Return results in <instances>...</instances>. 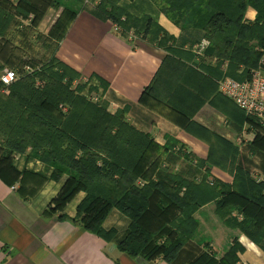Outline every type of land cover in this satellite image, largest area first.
I'll use <instances>...</instances> for the list:
<instances>
[{
	"label": "trees",
	"instance_id": "16d2710c",
	"mask_svg": "<svg viewBox=\"0 0 264 264\" xmlns=\"http://www.w3.org/2000/svg\"><path fill=\"white\" fill-rule=\"evenodd\" d=\"M76 1L82 4L81 10L120 26L122 31L118 33L126 37L133 32L152 44L160 39L157 45L169 50L162 67L174 60L179 64L184 62L195 74L201 75V68L212 77H216L213 71L221 77L227 61L228 75L244 80L251 76L264 54V0H172V5L191 10V25L203 29L211 42L195 67L178 57L181 51L168 47L173 36L163 28L153 33L155 21L151 16L134 19L119 6L120 0ZM51 4L53 1L47 6ZM249 7L257 12L253 21L245 19ZM37 8L33 0H21L19 14L37 11L38 18L47 10ZM65 11L69 12L67 27L63 32L57 29L52 32L61 41L78 15V11L70 7ZM12 21L13 13L0 7V35L11 28ZM77 76L81 77L54 53L39 73H26L10 86L0 83L2 178L14 184L24 173L18 170L13 158L16 154L30 152L26 159L50 167L52 180L66 177L49 211L63 212L65 206L84 191L86 195L77 206L74 220L105 239L113 238L120 251L134 258L174 260L197 234L196 212L211 202L215 203V214L227 228L247 235L264 248V180L256 179L239 167L232 184L210 179L208 168L197 181L192 163L205 167L209 162L225 167L231 156L211 153L204 161L170 138L165 145H160L152 134L138 130L128 120V107L112 114L102 95L100 102L92 103L79 95L78 87L73 88ZM159 76L160 73L141 102L188 131L199 126L192 121L198 107H177L171 99L167 105L162 100L165 104L162 106L153 102ZM179 85L184 87L182 79ZM213 85L215 90L218 84ZM222 98L233 102L224 95ZM64 106L68 107L66 111ZM241 111L259 131L263 130L259 118ZM262 141L264 136L258 134L254 142ZM181 159L189 163L188 167L174 171L173 165ZM114 209L129 219L128 229L121 237L116 230H106L103 226ZM207 246L208 250L191 264H240L239 253L244 251V246L237 236L220 260L210 251V245Z\"/></svg>",
	"mask_w": 264,
	"mask_h": 264
},
{
	"label": "crops",
	"instance_id": "0c3cea01",
	"mask_svg": "<svg viewBox=\"0 0 264 264\" xmlns=\"http://www.w3.org/2000/svg\"><path fill=\"white\" fill-rule=\"evenodd\" d=\"M145 5V11L179 42L188 40L179 43V49L185 54L181 58L193 67L199 65L201 58L195 56L189 47L207 39L203 38V32L182 30L164 13L153 10L149 3L145 2ZM256 14V10L249 7L247 21H253ZM196 39L197 42H190ZM167 54L166 49L142 37H126L116 32L111 21H102L85 10L78 12L56 53L81 77L99 87L110 110L128 107L129 121L138 130L152 134L160 145H165L170 138L186 152L204 161L211 153L214 156H231L225 167L209 162L205 167L192 163L197 181L208 168L210 179L232 184L239 167L256 179L264 180V141L254 142L258 134L264 136V128L259 131L235 103L222 98L217 86L220 76L216 71H213L216 77L201 68V75L184 71L180 75L182 78L187 76L184 87L178 93L172 90L166 96L173 98L174 106L198 107L192 121L199 126L190 131L141 102L143 94L160 73ZM169 75L167 72V79ZM13 160L19 171L33 166L35 172L45 171L40 161L24 158L19 163L15 157ZM179 163V167L178 163L173 165L174 171H181L189 165L184 159ZM65 181L66 177L40 186L25 179L18 188L0 176V264H191L208 250L207 245L216 257H222L234 236L244 246V251L239 253L240 264H264V248L247 235L227 228L215 214L214 202L196 212L195 218L199 222L197 234L182 247L174 260L131 257L119 250L113 238L105 239L74 220L76 208L85 193L82 192L65 212L49 211ZM62 214L66 216L62 217ZM103 226L106 230H116L117 236L121 237L128 229L129 219L114 209Z\"/></svg>",
	"mask_w": 264,
	"mask_h": 264
},
{
	"label": "rangeland",
	"instance_id": "374dc122",
	"mask_svg": "<svg viewBox=\"0 0 264 264\" xmlns=\"http://www.w3.org/2000/svg\"><path fill=\"white\" fill-rule=\"evenodd\" d=\"M33 1L34 4H36L39 7L37 9L39 10L41 8L47 9L43 16L37 18V14H36L37 11H32L28 15H24V14L20 15L19 9H20L21 0H8V1L0 0V7H3L13 13V21H12L13 23L11 28L4 35H0V74L3 73L5 70H14L21 76L25 75L31 70L39 73L42 67L50 60L51 55L54 53L56 55L57 50L59 48L58 45L60 46L61 40H59L58 37H55L52 34V32L56 29L59 32H63L64 29L67 27L69 12H66L65 8L70 7L79 12L81 10V5H82L80 2L76 0H33ZM52 1L53 4L47 6V4ZM171 1L172 0H120L119 6L125 9L127 15H130L134 19L144 20L146 19V17L151 16V14L148 11H145L144 9L146 7L145 2L149 3V7L152 6L153 10L155 11L159 10L158 12L164 13L175 25H177L182 30L188 29L195 32L202 31L204 35L203 38H206L205 31L203 29L195 28L191 25L193 21L192 18L193 14L191 10L187 9L185 6L176 7L175 5H172ZM54 4H58V7H56ZM127 15H125L124 18L125 17L127 18ZM246 18L248 19L247 16H245V19ZM154 21L155 23L153 27V33H156L160 31L161 28L163 27L159 25L156 20ZM181 25H186V27L183 28ZM163 29L165 30V32H168L165 28ZM171 36H173L174 38L170 40L168 47H171V49H175L177 51H182L179 49L180 47H178L179 43L181 41L183 42L188 40L185 39L179 42L174 35ZM161 37H164L162 33H161ZM159 40H157L156 44L160 43ZM194 41L197 42L198 39L192 40L190 42L194 43ZM166 50H168V48ZM167 52H168L167 55H169V50ZM184 55H185L184 53H180L178 54V57ZM226 69L227 67L224 68L223 75L217 81L218 87L220 80H222L225 76H230L228 75ZM184 71H190L187 73H195L194 70L186 67V64L184 62H182V64L181 63L179 64L174 60L172 61L170 60V62L168 61L164 65V67H162L159 79L155 83L156 93H153V97L155 96L153 102L156 103L158 102L159 106H162L164 104L163 101L166 104L169 101V99H171V102H173L172 101L173 98H169L166 96H168L170 92L175 88H176V92L178 93V90H180L179 81L181 79L183 81H186L187 76L183 78L180 76L181 73H183ZM167 72H169L170 74L168 79L166 77ZM40 77L42 76L40 75ZM40 79H38L37 81H40ZM74 83L75 85L73 88L77 89L78 87L77 93L88 99L90 103H92L91 102L92 100H90V97L92 95H102L101 94L102 91L99 90L98 86L90 83V81L84 79L83 77L77 76L74 80ZM103 101L106 102V100L104 99ZM106 103L108 106V111L112 114L122 110V109H118L116 111L110 110L108 102ZM258 121H260L262 125L264 124L260 119H258ZM29 153L30 152L19 153L18 157L20 158L19 159L17 158L16 161L19 163L21 161H24V158L30 156ZM179 162L180 160L177 162L178 163L177 167L180 166ZM40 163L45 167L44 172L42 171L35 172L33 170L34 166L29 167V169L24 168L22 170L24 174L19 176V179L14 184H16L18 188H20L21 183L23 182V180L25 181V179H27L28 182L39 183L38 185L40 186H42L44 183L46 184V182L48 181L49 182L54 181L51 179L50 167L46 166L42 162H39V164ZM39 164H35V165H39ZM44 167L42 166L41 169H43ZM54 182H59V181H54ZM37 190L38 189H36V192ZM82 192L85 193L84 191L79 192L65 206V209L73 201L78 200ZM31 195L34 194L32 193ZM51 206H54L53 202L51 203ZM65 209L63 210L64 212ZM205 240L208 239L205 238ZM220 259L221 257L218 258V260Z\"/></svg>",
	"mask_w": 264,
	"mask_h": 264
},
{
	"label": "built area",
	"instance_id": "2783aa9c",
	"mask_svg": "<svg viewBox=\"0 0 264 264\" xmlns=\"http://www.w3.org/2000/svg\"><path fill=\"white\" fill-rule=\"evenodd\" d=\"M116 32H121L120 26L114 24ZM133 35V32H131ZM211 45L208 39H203L195 45L189 47L198 58L205 56L207 49ZM228 62L224 64L227 67ZM31 70L28 73L32 74ZM21 75L14 70H5L0 74V83L3 86H10L16 82ZM219 91L222 95L232 100L240 109L244 110L247 115L255 116L264 123V54L260 58L258 65L251 72V76L244 80H237L230 76H225L219 82ZM90 100L100 102V95H92ZM68 107H63L66 111ZM18 158V154L15 155Z\"/></svg>",
	"mask_w": 264,
	"mask_h": 264
}]
</instances>
